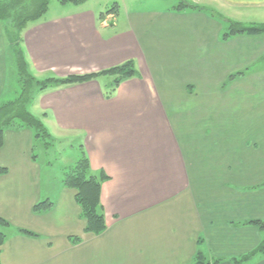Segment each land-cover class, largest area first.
Here are the masks:
<instances>
[{
  "label": "crops",
  "instance_id": "obj_1",
  "mask_svg": "<svg viewBox=\"0 0 264 264\" xmlns=\"http://www.w3.org/2000/svg\"><path fill=\"white\" fill-rule=\"evenodd\" d=\"M205 1L105 12L60 2L25 27L19 46L34 76L95 77L36 97L47 135L74 133L79 155L40 163L30 129L4 132L0 264H195L198 252L234 264L263 240L250 224H264V33L222 35L229 21L264 24V0ZM12 57L2 25L0 95ZM125 62L136 73L111 93L116 77L101 73ZM82 154L107 178L98 236L84 232L63 183ZM44 201L51 208L35 213Z\"/></svg>",
  "mask_w": 264,
  "mask_h": 264
},
{
  "label": "trees",
  "instance_id": "obj_2",
  "mask_svg": "<svg viewBox=\"0 0 264 264\" xmlns=\"http://www.w3.org/2000/svg\"><path fill=\"white\" fill-rule=\"evenodd\" d=\"M85 0H60L61 3H76V4H82ZM31 4V0H1L0 2V21L2 20H11L13 21L14 18L12 17V14H16L18 16L17 20H14L16 27L15 32L13 26H9V30L13 34V39L11 40L12 43L10 46H12L14 58H16V69H17V76L18 80L23 81L24 85V92H26L25 98L27 96V88L25 89V84L28 83V78H32L29 73L27 74V70L25 69V60L24 57L19 50L20 46V35L19 33L23 31L26 27V22L29 21H36L40 19L46 12H47V6H48V0H42V3L39 4L38 10L35 15L25 14L23 15L24 11L21 9L24 6H29ZM187 4H184L183 6L186 7ZM17 12V13H16ZM12 22V23H14ZM256 32H263L264 33V24L262 25H241L237 22H228L227 28L225 29L222 37L223 40H226L230 37H233V35L237 34H256ZM9 35H11L9 33ZM12 36V35H11ZM134 64L132 62H125L123 64H120L118 67L109 69L106 72H102L103 75H112L116 77V79L113 82V89L111 91L114 92L116 90V87L120 84L121 81L126 79H131V77L135 74ZM27 77V78H26ZM95 77V75H85V76H75V77H68V78H62V79H56L55 84L56 86H62V85H74L75 83H85L87 81L92 80ZM232 78V77H231ZM55 79V78H54ZM33 82V80H32ZM46 83V82H43ZM32 86V85H31ZM41 90L44 91L46 89V85L41 84L40 86ZM49 86H47L48 89ZM55 87V86H54ZM22 116V121L25 123L29 128L34 130V138L36 137H45L49 138V136L46 133V130L44 129V126L40 124L32 115H25V117ZM13 119L7 120V122L12 120H17L15 117H12ZM43 132V133H42ZM4 129L2 128L0 130V147L2 146V137H3ZM5 170L0 168V176L5 174ZM106 176L103 172L98 174H93L91 171H89L88 166V160L82 154L80 158L78 159L77 163L69 167L66 173V176L63 180V183L68 188H71L76 191V197L75 202L77 206H80L81 208V217L85 220V230L84 232L87 234H94L95 236L103 234V232L106 230L105 228V221H104V213L103 208L99 204L100 199V189L102 183L106 180ZM51 203L44 201L43 203L35 205L34 212L40 213L44 212L46 210H49L51 207ZM0 225L7 226V223L0 220ZM250 225H254L258 227L261 233L264 234V224L261 222H253ZM24 235L34 237L35 234H32L28 231L22 230ZM5 240V235L3 232L0 231V247L3 245V242ZM72 243H76L79 240L76 239H70ZM264 254V239L259 243L257 247L254 248V250L248 252L247 254L243 255L241 259L238 261H234V264H242L243 262H246L248 260H251L256 255ZM195 264H202L201 261H204L205 258H203L202 254L198 252L195 255ZM203 259V260H202ZM206 261V260H205ZM207 262V261H206ZM208 263V262H207ZM211 264V263H210ZM213 264H219L218 261H215Z\"/></svg>",
  "mask_w": 264,
  "mask_h": 264
},
{
  "label": "rangeland",
  "instance_id": "obj_3",
  "mask_svg": "<svg viewBox=\"0 0 264 264\" xmlns=\"http://www.w3.org/2000/svg\"><path fill=\"white\" fill-rule=\"evenodd\" d=\"M139 0H85L84 4L87 5L88 7L91 8H99L100 10H102V12H105L106 10H112L114 8H116L115 6L121 7L123 5V3L125 2L126 4L128 3H134V6H147L148 2L151 0H140V3L138 2ZM147 1L146 4H144V2ZM189 0H153V2H151V4L149 6H154L157 7V5H159L160 7H170V6H178V7H183L184 2H188ZM1 2V1H0ZM207 4H209V0L205 1ZM42 3V0H31V4L29 6H24L21 10L24 11L23 15H35L39 8V4ZM60 1L59 0H48V8L47 10H49L47 12V14L50 15H54V13L56 12V9H61V7H59L60 5ZM148 7V6H147ZM208 8L210 7L212 10H210L213 13H217V10H215L214 8L218 9V6H216V4L213 3V6L211 7L210 5L207 6ZM208 8H206L207 10H209ZM247 12H244L246 15H249ZM17 13V12H16ZM220 14V13H218ZM28 16V15H27ZM222 16V15H221ZM220 16V17H221ZM262 17H264V15H261ZM12 17L14 18V20H17L18 16H16V14H12ZM48 17V15L46 16ZM260 18L259 21H261ZM11 21V20H2L0 21V26L5 25V35L7 36V44L8 46L11 45L12 43V39L13 34L11 33V31L9 30V26H13L14 28V32L16 27L14 25L15 22ZM39 20V19H38ZM37 21V20H36ZM36 21H29L26 22V26H29L31 23H34ZM14 22V23H12ZM263 23V22H262ZM227 24V23H226ZM259 25L260 22H258ZM24 30V29H23ZM9 33L12 35H9ZM20 38H22V31L19 33ZM20 48V47H19ZM10 50H11V54H12V58H14V53H13V49L12 46H10ZM23 55V52L21 50V48L19 49ZM24 57V55H23ZM15 59V64H16V58ZM26 58L24 57V60ZM25 69L27 70V74L29 73V75L32 78H28V83H26L25 85V89L27 88V96L25 98L26 92H24V85H23V81L18 80V76H17V69H16V65H15V70L13 72V74L11 72H8L7 74V79L4 81L3 85L5 84V90L2 92V94L0 95V130L3 128L4 132L6 131V129H21V128H27L30 129L32 134H33V138H34V130L29 128L25 123H23L22 121V116L25 117V115H32L40 124H42V126L44 125L43 123H45V121L43 120V114L42 112H39V107H38V103L36 100V97L38 95H40V92H42V90L40 89L41 84H44V86L46 85V89L47 86L48 89L51 87H60V86H56L55 84V80L54 78L50 77V78H37L36 76H34L33 73H31L32 71L29 69V65L28 62L25 60ZM77 75L73 74L70 75L68 77H75ZM68 77H64V78H68ZM27 78V77H26ZM33 80V82H32ZM46 82V83H43ZM32 85V86H31ZM64 86V85H63ZM45 89V90H46ZM44 90V91H45ZM12 117H15L17 120H12L7 122V120L13 119ZM23 117V118H24ZM48 126V125H47ZM46 127L44 126V129ZM49 131L52 133L51 135H49V138H45V137H36L35 138V145L34 148H36L37 150H35V154L37 155V161H41L45 162V163H49L51 162L53 165L54 163L56 165L65 162V159H67L69 156H75V155H79L80 154V141L81 138H76V135L74 133H71L70 131H65L64 133H57L54 130H50V126H48ZM46 130V129H45ZM43 133V132H42ZM4 134V133H3ZM78 156L77 158H75L74 160H76L75 162H77ZM100 204V203H99ZM81 209V208H80ZM81 217V214H80ZM83 219V218H82ZM84 220V219H83ZM85 221V220H84ZM105 221V218H104ZM2 232V231H1ZM4 235H6L4 233ZM262 235V234H261ZM262 238L264 239V235H262ZM203 260V259H202ZM202 264H210V262H206L201 261ZM200 264V263H198Z\"/></svg>",
  "mask_w": 264,
  "mask_h": 264
}]
</instances>
